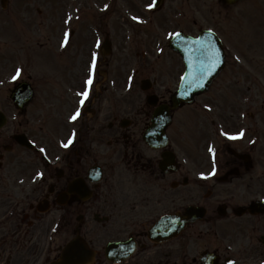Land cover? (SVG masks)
<instances>
[{"label": "flooded vegetation", "instance_id": "obj_1", "mask_svg": "<svg viewBox=\"0 0 264 264\" xmlns=\"http://www.w3.org/2000/svg\"><path fill=\"white\" fill-rule=\"evenodd\" d=\"M113 1L131 8L128 0ZM91 2L78 5L82 38L84 29L93 36L89 57L101 34L99 0ZM224 2L220 14L212 13V21L199 15L204 19L199 25L195 20L177 29L195 38L203 29L215 30L221 45L189 49L193 54L201 49L209 55L224 52L226 66L209 92L192 105L172 110L167 147L153 148L143 140L156 106L148 104V92L145 102H134L126 79L117 86L115 54L107 60L110 49L107 54L95 51L93 95L76 121L69 116L78 108L76 94L83 80L75 72L73 83H68L69 72L48 68L23 72L15 81L0 72V264H52L75 237L93 252V258L81 264H264V212L238 213L239 207L247 208L264 196L263 190L250 192L252 186L264 185V60H256L262 62L258 67L249 55H240V47L248 46L244 24L252 22L256 29L249 43L252 51L264 45L258 35L264 36V0ZM194 4V15L205 11ZM86 9L90 13L83 23ZM210 21L213 24H206ZM170 24L169 16L155 22L160 30L156 61L168 62L165 72H173L177 86L183 67L180 49L187 47L176 44L180 54L170 48L171 37L162 35ZM107 35L110 45L111 32ZM56 39H48V58L64 51L59 47L62 38ZM164 76L152 79L150 92L158 101L151 102L156 105L170 103ZM22 83L28 84L25 89ZM14 91L19 102L25 101L22 109L14 104ZM257 104L259 111H253ZM240 130L245 135L237 140L223 135ZM74 131L73 145L64 148L62 142ZM213 166L218 170L214 178H198ZM159 218L167 224L157 225ZM164 235L173 237H150ZM117 241L131 244L123 259L109 260L106 245Z\"/></svg>", "mask_w": 264, "mask_h": 264}, {"label": "rangeland", "instance_id": "obj_2", "mask_svg": "<svg viewBox=\"0 0 264 264\" xmlns=\"http://www.w3.org/2000/svg\"><path fill=\"white\" fill-rule=\"evenodd\" d=\"M71 1L74 2V0ZM90 1L93 0H83L81 4L86 6V4L90 3ZM105 1L108 0H99V5L101 6ZM128 1L131 8H127V10H123L122 12L121 8L123 3L119 2L117 5L111 7V17L108 20L103 19L104 21L102 22V19L100 18V43L104 41L108 32H111L112 34L110 40L114 45L111 44V55L107 57V60L112 58L113 52V56L115 54L117 61L116 68L114 67V69H117V77H120L122 72H128L130 59L132 62L144 64L145 62L140 60L139 56L137 61L135 58H133V56L135 54H141V48H143L145 44L148 46V49L152 51L156 41L155 38L159 36L157 29L151 26L147 27L144 24H138V19H134V17L132 19L133 24L128 22V18H130L131 15L128 14V12L136 13L138 15L142 14L147 20H156V22H165L169 16V19L172 22V24H170L171 27L169 28V31L173 33L175 29H178V27H183V25L189 27V24H191L193 21H198V15H201V17L203 15L207 21V18L210 19V17H212V13L214 14V12H218V14H220L219 9H224L222 1L220 4H218L216 0V2L214 0H166L167 3H165L162 9L158 10V13L152 14V12L146 11V6L150 4L151 0ZM194 1H196L198 7H201L205 10L203 13H196V15H194ZM67 3L68 0H10L8 2V9L3 11L0 0V21L2 26L0 30V72H15L16 68L23 69V72H35L36 69L40 70L47 67L41 66L43 63L42 61L44 59L47 60V58H45L44 49L46 50L47 46L49 45L48 39L56 43V41H54L55 37L61 35L60 33L63 30V25L61 22ZM67 10L70 11V7ZM87 10L88 9H86L85 14L83 15V23L87 21L88 13H90V11L87 12ZM71 11L72 12H70V15L73 16L75 14L74 10ZM145 13L149 16L147 17ZM100 15L102 16V11ZM244 15L245 13L243 16ZM75 18L76 15H74L72 18H65L66 28L64 30L65 32L69 33L70 30L75 29V34L73 36L74 40H72L70 43L68 50L65 49L62 56L57 57L58 63L56 64L55 61L51 66L48 67L51 68V72H69V75L66 76L68 78V83H73L72 76L74 72L75 74L79 75V81L81 80L80 77L86 75L85 68L89 58L88 53L93 42V36L91 35L92 32L90 29H84L85 34L82 38V23H77ZM213 19L214 18L210 20L212 21ZM211 21L206 22V24H213ZM106 24H110L111 28H107ZM141 25L143 27H141ZM253 25L254 23L251 22V29L249 30L252 33L254 32L252 29ZM219 26L221 27L220 23ZM78 32L79 34H77ZM242 35L243 33L240 37H242ZM261 38L262 34L260 35V41ZM38 40L42 42V47L39 46L42 48L40 52L37 51L38 46L35 43ZM127 41H130V45L127 43ZM114 46L115 49L113 51L112 47L114 48ZM252 48L253 47L251 45H248L247 47H240L242 51L240 55L244 54L246 56L249 55L250 57H254V55L255 57L264 55V51L261 50L262 46L259 47L260 50L257 52L252 51ZM126 53L131 55L130 59L126 57ZM29 55H34V57H36L34 60L36 61H34L32 56ZM40 56L43 60L40 59ZM51 58L53 59L52 61H54V56ZM122 58H124L123 61ZM232 59L233 58L231 57L230 64H228L229 69H231L232 64H234L231 61ZM253 60L258 65V67L261 66V61H256L255 59ZM167 65L168 62H160L158 64V68L161 70V72H165L167 71ZM167 73L173 74V72H166V74ZM171 74L164 77L172 76ZM164 79L165 78H163V80ZM134 91L135 92L133 93L132 100L137 104L142 103L144 94L140 89H138L137 86ZM140 93L142 94V100ZM229 95H231V90ZM259 107L260 105L257 104L253 108V111H259ZM256 190H263L261 192V195H263L264 185L260 183L257 186H252L250 192ZM257 223L262 224L261 222Z\"/></svg>", "mask_w": 264, "mask_h": 264}, {"label": "snow or ice", "instance_id": "obj_3", "mask_svg": "<svg viewBox=\"0 0 264 264\" xmlns=\"http://www.w3.org/2000/svg\"><path fill=\"white\" fill-rule=\"evenodd\" d=\"M156 5H157V0H153L152 3L147 5V7L149 9H152V8H155ZM107 7L108 6L105 5V8H107ZM134 19H140V18L139 17H134ZM170 35L179 37L180 33L176 32V33H171ZM68 37H69V33L65 32L63 41L61 43V47H66L68 45V43H69ZM99 46H100V41H97V47H99ZM189 59H190V62H191V57ZM97 60H98V53L93 52L92 53V57H91L90 73L88 75V78L84 81V85H85L84 90L78 93V95L81 97V99L79 101L80 105H84L85 102L88 100L90 94H91L92 85L94 83V72H95V69H96ZM190 66H191V63H190ZM218 66H219V58H218V56L209 65L205 66V65L202 64L201 67L204 69V71L202 73V76L211 74V72H213ZM22 73H23V69L16 68L15 69V74L12 76V79L14 81L20 79L21 76H22ZM187 76H188V74L185 73V75L182 76L181 79L185 80V79H187ZM2 83H3V81H0V84H2ZM191 86H193V87H202L203 86V82L201 80L200 82L194 83ZM204 107L210 109L211 106L210 105H204ZM80 116H81V108L78 107V108H76L74 113L69 116V119L72 120V121H76V120H78V118H80ZM223 135L228 137L229 139L237 140V139L242 138L245 135V132L243 130H240V131H238L235 134H230L229 132L224 131ZM74 140H75V131L73 132L72 136L68 138L67 142H62L63 147L64 148H69L71 145H73ZM209 150H210V152L213 155V161H214V164H215L216 149H215V147H212ZM215 172H216V168L214 166L213 169H212V172L208 173L207 175L208 176L214 175ZM38 175H43V173H38ZM201 176L206 178L204 173H201ZM229 264H234V262L230 261Z\"/></svg>", "mask_w": 264, "mask_h": 264}, {"label": "water", "instance_id": "obj_4", "mask_svg": "<svg viewBox=\"0 0 264 264\" xmlns=\"http://www.w3.org/2000/svg\"><path fill=\"white\" fill-rule=\"evenodd\" d=\"M159 117H160V115H159Z\"/></svg>", "mask_w": 264, "mask_h": 264}]
</instances>
